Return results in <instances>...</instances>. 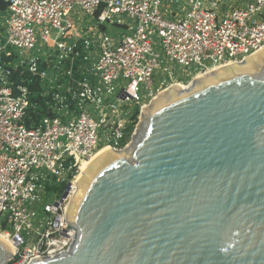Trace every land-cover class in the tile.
I'll return each mask as SVG.
<instances>
[{
	"label": "built area",
	"instance_id": "built-area-1",
	"mask_svg": "<svg viewBox=\"0 0 264 264\" xmlns=\"http://www.w3.org/2000/svg\"><path fill=\"white\" fill-rule=\"evenodd\" d=\"M5 1L0 232L13 241L9 264H29L70 249L80 164L131 141L141 110L179 79L176 67L192 77L264 48V0H184L175 17L166 5L180 0ZM159 69L169 79L156 86Z\"/></svg>",
	"mask_w": 264,
	"mask_h": 264
},
{
	"label": "water",
	"instance_id": "water-1",
	"mask_svg": "<svg viewBox=\"0 0 264 264\" xmlns=\"http://www.w3.org/2000/svg\"><path fill=\"white\" fill-rule=\"evenodd\" d=\"M196 80L141 110L74 191L70 249L29 264H264V56Z\"/></svg>",
	"mask_w": 264,
	"mask_h": 264
},
{
	"label": "bare ground",
	"instance_id": "bare-ground-1",
	"mask_svg": "<svg viewBox=\"0 0 264 264\" xmlns=\"http://www.w3.org/2000/svg\"><path fill=\"white\" fill-rule=\"evenodd\" d=\"M264 56V48L255 52L254 54H252L251 56H249L246 60H245V66L247 67H257L261 64V61H262V57ZM233 63H235V61H230V62H227V63H224V64H221V65H218L208 71H206L205 73L204 72H199L196 74V76L194 77L197 78L196 81H200V80H206L207 78L211 77L212 75L218 73V72H221V71H224L226 69H228L229 67H231L233 65ZM172 87V88H184L186 87V85H184L182 82H175V83H171L169 85V87ZM168 88V87H167ZM166 88V89H167ZM166 89L164 90H161L158 95L155 97L154 101H153V105L155 103H157L160 99H162L165 91H167ZM111 152V148L109 146H106V147H102V148H99L97 150L96 153H94L90 158L88 159H84L82 161V163L80 164V169H79V172L77 173L76 175V178H75V184H74V191H76V194L78 193L79 191V188L81 186V183L83 181V178L85 176H87V174L89 173V171L95 166V164L98 162L97 160L101 157V156H105L107 155L108 153ZM102 158V157H101ZM77 188V189H76ZM75 199V198H74ZM69 204V203H68ZM68 208V207H67ZM0 236L3 237L5 240H7L8 244L13 248V241L12 239H10L8 237V235L6 234H3L0 232Z\"/></svg>",
	"mask_w": 264,
	"mask_h": 264
},
{
	"label": "rangeland",
	"instance_id": "rangeland-1",
	"mask_svg": "<svg viewBox=\"0 0 264 264\" xmlns=\"http://www.w3.org/2000/svg\"><path fill=\"white\" fill-rule=\"evenodd\" d=\"M184 6V0L180 1L179 3H174V6H173V9L178 11V12H181V8ZM8 17V11L7 10H0V28L2 27L1 25L5 22V19ZM174 17V16H173ZM109 32V30H108ZM155 40H158L157 37H155ZM36 51H33L32 54H35ZM178 70H174L175 74H179V79L176 80L173 79V80H170L168 82V84L166 86H164L161 90H164L166 89L167 87H169V85L171 83H175L176 82H182L184 85L188 86L190 84V82L194 79V77L196 76V74H192V77L191 75L190 76H186V75H183L182 73V70L179 68V67H176ZM163 70L162 69H159L157 71V73H155L154 75V84L157 86L159 84L160 81L164 80L165 78L169 79V76L167 74H164L162 72ZM194 70L191 71V73H193ZM175 80V81H174ZM160 90V91H161Z\"/></svg>",
	"mask_w": 264,
	"mask_h": 264
},
{
	"label": "trees",
	"instance_id": "trees-1",
	"mask_svg": "<svg viewBox=\"0 0 264 264\" xmlns=\"http://www.w3.org/2000/svg\"><path fill=\"white\" fill-rule=\"evenodd\" d=\"M7 9V3L5 0H0V10H6ZM29 74H25L23 76V79L25 80L26 78L29 79ZM13 78L17 81H19L20 79V75H19V70L15 71V73L13 74ZM38 87L39 84L35 83V85L33 87ZM37 99V98H35ZM38 100V99H37ZM43 112L42 110H40V113ZM40 115H38V117H40ZM133 127H130V130H132ZM65 188V183H57L55 186H54V189L58 192H62Z\"/></svg>",
	"mask_w": 264,
	"mask_h": 264
},
{
	"label": "crops",
	"instance_id": "crops-1",
	"mask_svg": "<svg viewBox=\"0 0 264 264\" xmlns=\"http://www.w3.org/2000/svg\"><path fill=\"white\" fill-rule=\"evenodd\" d=\"M180 1H182V0H180ZM179 1V2H180ZM179 2H173V3H168L167 5H166V8H167V14H168V16L169 17H175V16H180V15H182L183 13H184V6L181 8V12H178V11H176V10H174L173 9V6H174V3H179ZM210 2H211V0H207V5L209 6L210 5ZM223 2H228V0H223ZM228 3H230V2H228ZM7 10V9H6ZM7 19V18H6ZM6 19H5V22L1 25L2 27L0 28V35H2L4 32H5V28H6Z\"/></svg>",
	"mask_w": 264,
	"mask_h": 264
}]
</instances>
